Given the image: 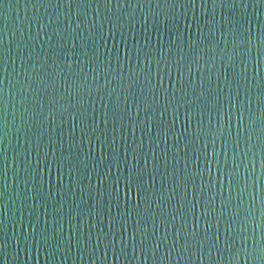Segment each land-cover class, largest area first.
<instances>
[{"label": "water", "instance_id": "95a60500", "mask_svg": "<svg viewBox=\"0 0 264 264\" xmlns=\"http://www.w3.org/2000/svg\"><path fill=\"white\" fill-rule=\"evenodd\" d=\"M0 264H264V0H0Z\"/></svg>", "mask_w": 264, "mask_h": 264}]
</instances>
